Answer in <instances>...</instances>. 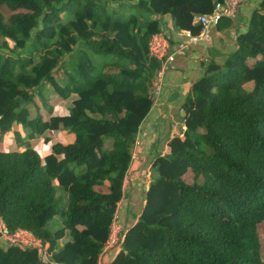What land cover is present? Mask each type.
Returning <instances> with one entry per match:
<instances>
[{
  "label": "trees",
  "instance_id": "trees-1",
  "mask_svg": "<svg viewBox=\"0 0 264 264\" xmlns=\"http://www.w3.org/2000/svg\"><path fill=\"white\" fill-rule=\"evenodd\" d=\"M217 1L0 0L8 13L5 19L0 11V36L20 47L31 39L27 52L0 51V131L28 124L41 135L61 125L75 135L72 143L54 142L44 158L31 146L0 150V216L11 231L39 238L55 264H98L138 128L153 104L159 62L148 41L160 31L158 17L168 14L176 30L198 33L193 18ZM259 4L236 49L221 65L210 61L191 84L182 135L168 137L169 151L151 163L155 176L139 218L110 264H264V0ZM229 24L223 18L216 26ZM46 84L60 99L74 97L71 106L48 120L30 118L36 98L47 104ZM3 254L1 264H45L35 249Z\"/></svg>",
  "mask_w": 264,
  "mask_h": 264
},
{
  "label": "crops",
  "instance_id": "crops-1",
  "mask_svg": "<svg viewBox=\"0 0 264 264\" xmlns=\"http://www.w3.org/2000/svg\"><path fill=\"white\" fill-rule=\"evenodd\" d=\"M259 2L260 0H242L237 15L232 19L225 18L230 21L228 27L219 29L217 26H213L210 42L194 44L184 54L175 56L172 63L173 68L167 70L156 102L151 105L138 128L136 135L138 143L134 147L137 157L130 161L127 169L131 177L130 186L122 204L124 207V210L121 209V211L123 210L122 216L121 213L119 215L124 232L138 220L143 208L145 193L152 180L149 176L150 172L147 164L153 155H163L169 151L166 142L168 137L182 135L181 133L185 128L183 119L178 122L176 117L181 118L184 113L182 104L188 95L190 86L201 76L203 64L200 59L208 58L210 61H215L216 56L225 58L230 52L234 51L237 47V37L248 29L249 15L254 12ZM164 22H166L168 29L167 33H164L169 36L171 43L174 44L180 39V36L176 35L178 30L171 26L168 17L164 18ZM73 99L74 97L68 99L70 106ZM61 132L68 140L63 144L72 143L75 140L73 133ZM163 137H165V145L164 150L160 152L161 149L157 146ZM55 142L62 143V141ZM52 144L49 146V152ZM55 188L57 195H64V190L58 184H55ZM126 207L130 210L125 212ZM127 212H129L128 216ZM46 251V258L51 260V252L47 248ZM117 252L116 250L106 252L102 256L101 264H110ZM40 257L46 264L44 258Z\"/></svg>",
  "mask_w": 264,
  "mask_h": 264
},
{
  "label": "built area",
  "instance_id": "built-area-1",
  "mask_svg": "<svg viewBox=\"0 0 264 264\" xmlns=\"http://www.w3.org/2000/svg\"><path fill=\"white\" fill-rule=\"evenodd\" d=\"M242 0H222L214 3V7L209 14H200L193 18L192 24L200 25V31L193 33L189 29H182L176 32L180 39L174 44L171 43L169 36L162 31L153 33L148 41V54L151 58L156 59L159 62V68L155 73L152 81L153 87V104L158 98L162 86L163 80L167 70L173 68V61L176 55L184 54L190 46L198 43H207L211 41V28L216 26L223 18H234L239 10V6ZM138 143V139L135 138L134 146L131 152V160L135 159L136 150L135 145ZM129 172L126 171L124 180L122 183V196L117 202L116 209L113 213L111 223L109 225L108 236L103 247L102 252L98 258V264L102 263V256L108 251H118L123 241V225L119 220V205L124 200L126 192V182L128 180ZM0 241L8 246L17 247L20 249H36L40 255L44 258L46 264H55L52 260L47 259L46 248L43 246L42 241L35 237L30 231L17 228L11 231L3 218L0 216Z\"/></svg>",
  "mask_w": 264,
  "mask_h": 264
},
{
  "label": "rangeland",
  "instance_id": "rangeland-1",
  "mask_svg": "<svg viewBox=\"0 0 264 264\" xmlns=\"http://www.w3.org/2000/svg\"><path fill=\"white\" fill-rule=\"evenodd\" d=\"M259 3L257 5V8H259L258 7L260 5ZM130 9L131 8L128 5H126V7L123 8L122 10L125 13H128L130 11ZM0 11L4 14L5 19H6L8 17V13L4 10L3 7H0ZM209 13L210 12L205 13V14H209ZM252 15H253V12L249 15V21L251 20ZM165 17H168L170 19V22H171L170 15H168V14H163V15H160V17H158V19L161 20V22L159 23L160 31L162 30L163 33L164 32L167 33V31H168V29L166 27V22H164ZM32 32H35V29H32ZM30 44H31V39H29L27 41L25 47L15 46L12 41L5 39V38L0 36V51L6 53L7 55L9 54V55L13 56L12 55V54H14L13 51H16V53L27 52L30 48ZM37 60H38V57H36L34 59V62H36ZM200 60L203 64L202 73H201V76H202L205 73L210 60L208 58H201ZM223 61H224V57L220 58V57L216 56L214 62L218 65H221L223 63ZM45 87L49 90V93H50L49 98L47 99V104H42L36 98V104H37L36 106H32V105L27 106L28 116L30 118L34 117V115H36V114H39L43 120H48L50 115L65 114L67 112L66 111L67 107L70 106V102L68 100L60 99L56 94L52 93L49 85L46 84ZM245 88H246V90H250L252 88V84L247 83L245 85ZM46 106L50 107V109H52L51 113H49V111L47 110L48 108ZM183 117H184V113L182 114L181 118L179 116H177L176 118H177L178 122H180V120L183 119ZM13 124H12V127H10L7 131H4V132L0 131V150H2V151L23 150L26 147L31 146L35 151H37L39 153V155L42 158H44L49 153V146L52 143H54L55 141H62V143L68 141L67 138L63 136V134H62L63 132H61V131H63L61 129V125H59V127L57 129H48L43 134L39 135L37 133L32 134L31 133L32 127L28 124L27 125L23 124L21 126L16 125V124L13 125ZM64 139H65V141H63ZM164 139H165V137H163V139H161L159 141V144L157 146L159 149H161L160 152L164 150L163 149V147L165 145ZM109 144H110V142L107 143V145H109ZM155 157H156V155H153L152 158L150 159L149 163L147 164L149 166L148 168H149V172H150L149 173L150 178H153V176H155V169L151 168V166H152L151 163H153V160ZM127 176H128V180L126 182L125 187L128 190V187L130 186V178L131 177H130L129 173L127 174ZM192 179L193 178H192L191 173L184 175V180L186 182H191ZM199 181H201V179ZM99 190L102 192H105L104 187H100ZM127 190L125 192L124 198L126 197ZM123 201L119 205V215L121 213V216H122V211L124 210V207L122 206ZM121 209H123V210L121 211ZM127 209H128V207L125 208V212L130 210V209H128V210ZM126 214L128 216L129 212H127ZM9 247H13V246H8L7 244L0 241V264L3 262V260H2L3 255H4L3 251H5ZM39 255H40V253H39Z\"/></svg>",
  "mask_w": 264,
  "mask_h": 264
}]
</instances>
